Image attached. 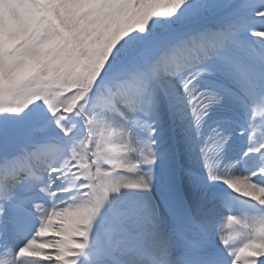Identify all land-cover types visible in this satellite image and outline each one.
I'll list each match as a JSON object with an SVG mask.
<instances>
[{
  "label": "snow or ice",
  "instance_id": "snow-or-ice-1",
  "mask_svg": "<svg viewBox=\"0 0 264 264\" xmlns=\"http://www.w3.org/2000/svg\"><path fill=\"white\" fill-rule=\"evenodd\" d=\"M0 264H264V0H0Z\"/></svg>",
  "mask_w": 264,
  "mask_h": 264
}]
</instances>
